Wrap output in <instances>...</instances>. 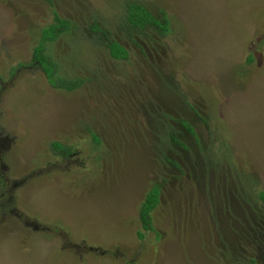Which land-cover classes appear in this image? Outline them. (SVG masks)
<instances>
[{
  "label": "rangeland",
  "instance_id": "rangeland-1",
  "mask_svg": "<svg viewBox=\"0 0 264 264\" xmlns=\"http://www.w3.org/2000/svg\"><path fill=\"white\" fill-rule=\"evenodd\" d=\"M55 13L74 89L33 65ZM263 191L264 0H0V264H264Z\"/></svg>",
  "mask_w": 264,
  "mask_h": 264
},
{
  "label": "trees",
  "instance_id": "trees-1",
  "mask_svg": "<svg viewBox=\"0 0 264 264\" xmlns=\"http://www.w3.org/2000/svg\"><path fill=\"white\" fill-rule=\"evenodd\" d=\"M124 14L125 12L121 14V16L122 18L126 16L127 22L129 24H126L127 22H124V24L126 25L128 31L131 30L132 32H134L135 30H143L146 28H157V31L162 34H168L170 32V22L166 17L162 20L158 19L151 11H149L142 3L138 1L129 3L126 15ZM121 16L120 19H122ZM54 18V22L51 25L44 27L40 32V38L38 39L37 44L34 47L33 60L35 62H33V65L40 66L48 81L56 88L57 86H61V84H66L70 88L74 89L77 86L76 84L65 82L63 81V79H56V75L58 74L57 63L54 62L48 52L49 45L51 43H55L57 40L62 38L64 34L68 33L71 30L73 23L68 19L60 17L57 13L54 14ZM98 22V19L93 20L95 26L94 29L98 33V35H102L103 31L100 28V24ZM102 23L105 24L104 21ZM108 26L110 25L106 23L107 28ZM109 46L112 58L117 60L127 59L128 52L125 47L122 46L119 42L112 40ZM36 62L38 64H35ZM183 125L188 128V130L193 131L191 127L188 126L185 122L183 123ZM52 147L55 152L59 153L62 156L67 157L73 153V149L71 146L59 142H54L52 144ZM160 195V186L153 185L151 190H149V192L146 194L144 202L141 205L140 215L143 222L142 227L145 232H152L155 229L151 213L157 208L160 202ZM261 198L262 200H264V191L261 192ZM143 234V232H140L139 236L141 238H144ZM22 242L23 239L21 240V243ZM23 248H26L24 244ZM249 264H256V261L252 260Z\"/></svg>",
  "mask_w": 264,
  "mask_h": 264
}]
</instances>
